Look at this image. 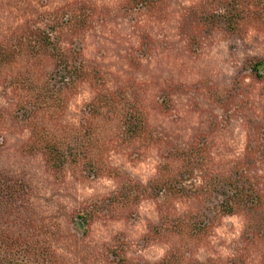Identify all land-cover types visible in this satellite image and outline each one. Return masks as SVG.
Instances as JSON below:
<instances>
[{"label":"clouds","instance_id":"1","mask_svg":"<svg viewBox=\"0 0 264 264\" xmlns=\"http://www.w3.org/2000/svg\"><path fill=\"white\" fill-rule=\"evenodd\" d=\"M0 3H3L0 32L5 38L14 32L18 34L23 21L33 20L37 15L45 16L44 21L34 26L39 28L54 23L52 14L59 15L61 9L69 17L74 13L78 15L74 0H48L43 5L36 0H25L15 6L6 0H0ZM121 3L122 0H89V6L95 9L90 20L92 27L73 31L68 25L50 34L60 37L58 48L65 54L71 55L76 43L79 44L78 54L85 72H90L88 65L91 62L104 66L103 83H97L91 76L66 81L67 87L60 93L59 108L42 109L30 123L16 126L9 125L5 114L0 123V168L22 177L29 185L30 203L36 212L34 239L48 248L56 264H107L101 255L105 253L103 245L110 244L118 232L125 233L127 246L123 255L128 264H139L141 260L157 264L173 244L180 241V237L173 236L138 246L149 232L147 222L159 219L161 213L157 206L164 203L163 195L157 200L149 199L153 211L147 218L143 213V199L134 205L140 217L135 224L120 217L119 206H115L116 217L91 221L87 235L74 223L76 212L116 192L125 173L133 181L138 179L142 185H147L150 179L159 175L162 164L178 168L182 161L161 159L168 142L187 149L198 132L207 136L204 160L201 167L192 169L193 176L185 180L183 186L187 188L192 184L194 190L204 187L209 175L227 174L237 162L243 167L249 135L246 118L252 116L264 121V80H253L247 72L237 75L246 55H264V25L242 22L239 34L235 36L220 28L204 34L199 27L193 28L191 34L181 35L183 16L189 8H199L202 0H163L157 6L159 11L132 13L136 16L133 23L118 15ZM26 8L36 11L22 14ZM104 9L108 11L104 12ZM208 10L224 11L222 8ZM101 16L104 17L103 24L98 22ZM109 17H115V20ZM145 32L153 42L152 47L146 55L137 56L135 50L141 47L140 36ZM245 44L252 48L245 50ZM230 45H235L231 51ZM128 56H135L139 69L132 68ZM35 59L26 51L21 52L4 69L3 76L11 80L25 69L36 71ZM38 59L41 61L39 70H51L50 58L41 55ZM129 81L138 94L136 99L132 88L128 87ZM236 84L239 85L238 92L225 105L216 103L211 92L225 97ZM13 87L7 89L8 96L13 97L11 104L6 98H0V105L9 111L22 95L19 89V94H14ZM117 88L124 89L125 100L134 103L145 119V130L130 142H125L122 136L123 114L127 110L124 102L116 98L112 111L102 109L106 118L93 116L85 110L86 105L98 102L100 96L112 95ZM169 88L178 90L170 92L171 106L164 111L159 106L160 92ZM194 102L198 105L196 109ZM225 108L229 110V122L224 120ZM213 118L216 127L209 132ZM82 120L86 121L84 127ZM89 125L92 131L85 137V128ZM161 128L163 132L159 131ZM74 136L80 137V151L84 155L78 156L75 163H65L60 171L47 166L42 151H25L28 146L38 143L39 137L57 143H72ZM134 147L138 149V155L130 157ZM86 158L95 162L99 169L97 175L87 176L82 171ZM141 162L151 167V173L142 180L136 171ZM205 171L209 175H205ZM246 174L252 180L259 177V190L264 195V158L256 159L255 167ZM203 200V195L169 197L168 214L174 217L189 212L195 214L197 201ZM237 218L240 223H235ZM247 222L240 210L228 213L216 207L201 232L191 238L185 235L183 241L177 243L180 252L184 253L182 264H190L192 260L207 264L209 258L216 264H227L229 259L236 257H243L244 264H261L264 240L257 239L255 245L241 241ZM185 248L190 251L185 252Z\"/></svg>","mask_w":264,"mask_h":264},{"label":"trees","instance_id":"2","mask_svg":"<svg viewBox=\"0 0 264 264\" xmlns=\"http://www.w3.org/2000/svg\"><path fill=\"white\" fill-rule=\"evenodd\" d=\"M136 7L156 4L160 0H129ZM77 14L68 16L62 9L60 18L55 19V28L71 25L73 31L88 27L87 6L80 1L74 2ZM207 5V7L205 6ZM209 8L224 9L209 11ZM60 20V21H59ZM192 23L205 33H210L213 28H220L230 35H238L242 22H257L264 25V0H202L199 8H191L190 18ZM60 37L51 40L49 32L39 28L23 27L14 37L16 44L0 43V81L3 79L8 87H13L16 94L20 90L19 100L16 101L14 112L23 115V121L30 123L42 109L60 107V93L67 87L66 81H75L91 76L97 83H103L100 72L92 67L90 72L84 71V65L80 61L79 44L72 50L71 55L61 52L58 48ZM75 43V42H74ZM35 57L34 68L28 69L24 76L16 75L11 80L3 77L4 69L21 52ZM45 56L51 60V70H39L41 61L39 56ZM242 72H247L253 80H264V58L258 56L247 57L243 61ZM1 84V82H0ZM134 99L138 97L136 91H132ZM232 96V95H231ZM231 96H219L214 94L216 103L225 105ZM116 98L124 102L126 111L123 114L122 136L125 142H130L138 137L146 127L143 114L136 108L134 103H128L124 97V90L118 89L110 96L98 97V102L85 106V110L93 116H105L102 109L112 111ZM165 103V100H162ZM166 105H161V109ZM229 110L225 108V113ZM86 121H81L84 127ZM249 129L248 142L246 144L243 167L237 162L225 173L209 175L206 186L196 188L189 184L187 188L183 182L193 176V168L201 167L204 160L205 144L207 136L198 132L189 142L187 149L177 144L168 142V147L161 155V159L167 161H182L179 167L173 169L168 163L159 168V175L150 179L147 185L139 181H133L125 173L121 176V184L116 192L102 199H97L88 206L79 209L74 217V223L78 230L87 235L88 225L97 219L100 213L105 217L115 218L119 206V215L124 219H130L136 215L135 209L141 199L157 200L162 195L164 203L157 206L161 213L159 219L149 225V233L157 238L180 237L188 238L203 230L204 224L216 207L222 211L231 213L240 210L247 218L241 241H247L251 245L256 240H264V195L259 190V177L255 180L249 178L247 171L255 167V160L264 158V121L246 118ZM216 127L215 118L209 123L208 131ZM92 131L89 125L85 128L84 136L87 137ZM157 139H159L157 137ZM82 144L80 137H72V143H57L38 138V143L28 146L30 153L42 151L46 158L47 166L55 171H60L63 165L69 161L75 163L78 156H83L80 151ZM253 153L256 155L254 156ZM138 155V149L133 148L130 157ZM82 171L89 176L98 174V167L91 159L86 158ZM119 175V173H117ZM30 193L10 177L0 176V264H56L55 257L48 248L41 245L39 240L34 239L36 231V216L29 199ZM203 195V202L197 201L198 211L195 214L185 213L183 216H171L167 211L169 197L183 196L194 197ZM211 205V207H209ZM178 241V243L180 242ZM190 251L185 248V252ZM177 244H173L168 254L157 264H182V257ZM264 255V254H262ZM120 262L123 259L119 260ZM117 264V263H116ZM190 264H201L200 261L192 260ZM227 264H244L243 257L229 259ZM261 264H264L262 259Z\"/></svg>","mask_w":264,"mask_h":264},{"label":"rangeland","instance_id":"3","mask_svg":"<svg viewBox=\"0 0 264 264\" xmlns=\"http://www.w3.org/2000/svg\"><path fill=\"white\" fill-rule=\"evenodd\" d=\"M75 1H80V2H83V3L86 4L87 9H88L87 10V17H88V19H87L88 24L87 25H88V27H92V24L90 23V20H91L92 13L95 12V9H93V8H91L89 6V0H74V2ZM6 2L8 4H11V5L15 6V5L19 4V3L25 2V0H6ZM36 2L40 3L41 5H43L44 3L48 2V0H36ZM161 3H163V0H160L156 4H150V5H146V6H142V7H136V6L132 5L129 0H122L118 15H121L124 18H126L129 21V23H133L136 20V16L132 15V13L140 12V11H148V12L159 11L157 6L159 4H161ZM2 9H3V3H0V14H2ZM190 10H191V8H189L187 10V14L184 15L183 18H182V22L180 24V33H181V35L191 34L193 28H197V26L194 23H192L191 20H188L190 18ZM35 11H36V9H34V8H31V9L26 8V9L22 10V14L23 13H27V12H35ZM61 11H62V9L59 10V15H57L56 13L52 14V19L54 20V23L47 24L45 26V28L34 27L38 22H42V21L45 20V16L42 15V14L41 15H37L36 18L33 19V20L25 19L23 21V27H30V28L33 27V28H39V29H42V30H46V31L49 32V35H50L51 33L56 31V29H54L55 26H56V24H55L56 20L55 19H59L60 18ZM107 11H108L107 9H104V12H107ZM109 19L115 20V17H109ZM98 22L103 24L105 22L104 21V17L103 16L98 17ZM203 33L204 34H208V33H205V32H203ZM16 35H17V33L14 32L10 36L5 38L3 36V34H2V32H0V43L16 44V42L14 41V37ZM50 37H51V40H54L58 36L53 37V36L50 35ZM140 39H141V47L139 49L135 50L137 56L146 55L148 53V50L152 47V43H153L151 38L149 37V35L146 32L145 33H141ZM192 42H193V44L196 43V37H195L194 34L192 35ZM234 48H235V45H230L229 46L230 51L233 50ZM243 48L245 50H247L249 48H252V45L245 44L243 46ZM252 56H258V57L264 58V55H252ZM252 56L246 55L244 57V59L247 58V57H252ZM127 59H128L129 64L132 66L133 69H139L140 65H139L138 61L136 60L135 56H128ZM89 66L92 67L97 72H100L101 75L104 74L105 71H106L104 66H101L100 64H96L95 62L89 63ZM27 70L28 69H25V71L23 73H18L17 75L24 76L26 74ZM240 71L241 70L239 69L238 72H237V75H239L241 73ZM102 78H103V76H102ZM0 82H1V84H0V98H6L9 101V103L11 104L12 101H13V97L12 96H8V94H7V89L9 88L8 85L4 83L3 79ZM128 87L132 88L131 81H129ZM118 89L124 90L123 88H118ZM238 89H239V85L238 84L234 85L233 89L229 92L228 95L231 96V95L236 94L238 92ZM177 90L178 89H172V88L161 89V92H160V105L159 106L161 107V105H166V107L163 108L164 111H167L169 109V107L171 106L170 95H169L170 92L177 91ZM132 91L134 92V91H136V89L132 88ZM13 93L16 94L14 91H13ZM214 94H215V92H211V95L213 96V98H214ZM162 100H165V103H162ZM193 108L194 109L198 108V105H196L195 102L193 103ZM5 114H7V118H8V122H9L10 126H16V125L25 124V122L23 121V115L22 114H17L16 112H14V109L9 111L3 105H0V123L3 122ZM230 119H231V117L229 115V111L227 113L224 112V120L226 122H229ZM159 131L163 132V128L159 129ZM195 134H197V133H195ZM195 134H194V136H195ZM165 135H167V133H165ZM25 151L30 153L28 147L25 149ZM136 171L140 174V179L142 180V179L147 178V176L151 173V167L148 164H145V163L141 162L139 167L136 169ZM86 175L89 176L88 174H86ZM0 176L1 177L2 176L6 177V178L10 177L12 180H15L18 184L22 185V187H24V189L28 190V192L30 193L29 197L32 195V192H31V189H30L29 185L27 184V182H25L23 180L22 177H16L15 175L10 174L9 170L3 169V168H0ZM137 181H139V180L137 179ZM150 204H151V201L149 199L144 200L142 208H143V213H144V217L145 218L150 216L152 211H153L152 208L150 207ZM33 212H34V214L36 216V212H35L34 209H33ZM102 217H105V216L103 215V213H100L99 217L97 219L102 218ZM139 218H140L139 214L136 213V215H134L132 218L125 219V221L128 222V223L135 224V223L138 222ZM155 222L149 220L147 222L148 228H149L150 224H153ZM235 223H240V219L237 218L235 220ZM124 236H125V233L118 232L112 237V241H111L110 244L103 245V248L105 249V253L106 254L102 253L101 255L104 256L105 260L107 261V264H116V263L117 264H128L127 260L124 258V255H123L124 250H125V248L127 246L126 242L124 240ZM153 239H170V238L153 237L148 232L138 242V246L143 247L149 241H151ZM177 243H178V241L175 242L174 244H177ZM120 259L121 260L123 259V261L120 262L119 261ZM139 264H148V262L141 260V261H139ZM207 264H216V262L212 261L211 258H209L207 260Z\"/></svg>","mask_w":264,"mask_h":264}]
</instances>
